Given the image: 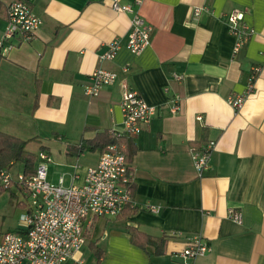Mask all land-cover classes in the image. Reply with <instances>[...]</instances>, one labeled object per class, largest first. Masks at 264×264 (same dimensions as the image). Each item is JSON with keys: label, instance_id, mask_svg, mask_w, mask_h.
Returning <instances> with one entry per match:
<instances>
[{"label": "crops", "instance_id": "1", "mask_svg": "<svg viewBox=\"0 0 264 264\" xmlns=\"http://www.w3.org/2000/svg\"><path fill=\"white\" fill-rule=\"evenodd\" d=\"M25 1L42 25L30 42L0 50V133L33 140L27 152L32 144L47 152L49 183L83 184L100 153L76 156L67 148L122 131L123 84L156 108L136 137L122 141L133 172V203L125 208L131 214L98 220L81 252L64 264H93L90 242L103 252L100 264H264V0H146L138 12L153 27L150 45L138 54L121 47L111 61L98 57L113 40L125 44L131 20L112 10L113 0ZM10 2L0 0L5 8ZM195 8L204 10L190 21ZM235 11L253 31L236 54L225 22ZM4 19L5 13L0 40ZM254 67V92L235 112L226 100L244 92ZM96 69L117 80L88 97L84 87ZM207 142L214 144L209 170L198 177L188 151ZM10 172L22 174L23 165ZM128 227L165 238L164 253L156 255L152 243L144 250L133 245ZM194 237L211 251L184 258Z\"/></svg>", "mask_w": 264, "mask_h": 264}, {"label": "built area", "instance_id": "2", "mask_svg": "<svg viewBox=\"0 0 264 264\" xmlns=\"http://www.w3.org/2000/svg\"><path fill=\"white\" fill-rule=\"evenodd\" d=\"M146 0H133L130 4L112 1V10L131 16L130 30L125 44L119 39L107 44V51L100 55V61H111L121 47L133 54L141 53L151 43L153 27L140 16L138 9ZM203 8L192 10L190 21H196ZM244 13L235 11L225 22L235 38L234 54L250 40L251 28L244 21ZM5 28L0 40V50L30 42L42 25L25 0H11L6 6ZM260 69L252 68L246 89L242 94L231 95L226 102L235 112H240L246 100L254 92V83ZM175 76V80L180 81ZM117 75L103 69H96L84 87V94L97 97L101 90L111 86ZM121 112L122 131H112L119 143L107 146L99 154L98 162L88 167L81 186L64 187L62 179L54 185L47 181L49 155L45 151L37 154L34 174L13 176L9 170L0 171V193L16 187L27 203V213L21 217L20 230L0 234V264H64L80 253L92 236L95 224L101 219L117 218L133 203V173L126 160L123 140L136 137L156 114V108L148 106L141 96L122 85ZM168 92V89H165ZM176 111V107L172 109ZM201 121V117L198 118ZM214 144L191 146L189 155L198 177L209 170V161ZM156 212V208H151ZM228 217L239 223L240 215L228 211ZM211 249L200 237L190 239L181 256L195 260L210 253ZM83 264V261H78Z\"/></svg>", "mask_w": 264, "mask_h": 264}, {"label": "trees", "instance_id": "3", "mask_svg": "<svg viewBox=\"0 0 264 264\" xmlns=\"http://www.w3.org/2000/svg\"><path fill=\"white\" fill-rule=\"evenodd\" d=\"M5 11L6 8L0 3V17L5 13ZM32 141L33 140L22 141L12 136L0 133V171L5 169L9 170L12 165L20 163L23 165L22 174L24 176L33 175L37 157L35 154L26 151L27 145ZM119 142L120 140L115 138L111 132L105 131L97 134L91 140H81L78 145L68 147L67 150L76 156L83 153H102L107 146ZM126 160L129 163L130 157H126ZM131 188H133V183ZM9 189L10 188H7L6 190ZM6 190H2V192ZM131 212V209L124 210L123 217L126 218L129 214H131ZM127 233L129 234L130 241L133 245L144 250L146 246L152 243L155 248L156 255H162L164 253L165 238L151 240L137 229L130 227L127 228ZM89 250L94 257V264H100L103 252L96 246L95 242L89 243Z\"/></svg>", "mask_w": 264, "mask_h": 264}, {"label": "rangeland", "instance_id": "4", "mask_svg": "<svg viewBox=\"0 0 264 264\" xmlns=\"http://www.w3.org/2000/svg\"><path fill=\"white\" fill-rule=\"evenodd\" d=\"M56 146H52L54 152ZM30 153H38L36 145H29ZM37 156V154H36ZM27 213V203L21 192L16 187L0 193V234L18 232L20 230L21 217ZM94 264V263H93Z\"/></svg>", "mask_w": 264, "mask_h": 264}]
</instances>
